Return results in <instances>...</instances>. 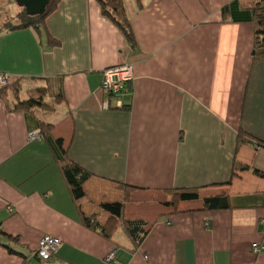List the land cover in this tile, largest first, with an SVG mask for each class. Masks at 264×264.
<instances>
[{"label": "crops", "instance_id": "obj_1", "mask_svg": "<svg viewBox=\"0 0 264 264\" xmlns=\"http://www.w3.org/2000/svg\"><path fill=\"white\" fill-rule=\"evenodd\" d=\"M232 1L124 0L134 46L96 0H61L41 32L0 33V74L21 78L26 98L46 87L53 105L29 114L0 97V264H264L254 250L264 246V178L252 170H264V146L238 144L241 127L264 142V61L253 64V23L223 13ZM123 64L134 78L109 97L102 72ZM41 120L92 173L85 215L105 225L102 204L125 201V218L149 223L137 248L115 221L111 238L84 225L52 144L28 141ZM175 187H199V198L173 209ZM219 193L230 207L204 209ZM45 234L62 240L49 260L36 256Z\"/></svg>", "mask_w": 264, "mask_h": 264}, {"label": "trees", "instance_id": "obj_2", "mask_svg": "<svg viewBox=\"0 0 264 264\" xmlns=\"http://www.w3.org/2000/svg\"><path fill=\"white\" fill-rule=\"evenodd\" d=\"M61 0H50L45 11L38 15H29L23 7H20L19 12L15 16L6 19L0 27V33L4 30H17L32 27L38 32L42 31L47 17L52 14L57 8ZM99 3L103 15L111 18L116 25L123 31L128 41L132 46L136 44L135 34L126 11L124 0H96ZM140 3L142 0H137ZM223 13L231 15L234 21L252 22L254 25V45L252 50L253 64L264 61V0H234L229 5L223 8ZM49 46H58L60 41L49 35ZM5 74V73H4ZM22 80L18 78L13 82L7 83L0 88V97L7 102H13V109L22 110L27 113H32L36 108L51 109L52 103L46 102L45 96L48 89L46 87H37L28 91L27 98L21 95ZM62 93L53 101L59 100ZM123 105L122 108H126ZM53 124L46 121H39V127L36 131L43 136V140L52 144L53 150L56 153L57 162L60 165L63 176L68 184L70 193L80 210L81 201L86 197L84 183L92 176V173L83 169L67 156V150L63 146V139H53L51 136ZM33 131V130H32ZM248 138V140L246 139ZM251 138V139H250ZM54 140V141H53ZM252 143V141L260 142L264 146L263 141H259L256 137H252L243 127L238 132V144ZM58 150V151H56ZM58 152V153H57ZM251 167L243 163H235V170H248ZM253 172L264 178V170L252 168ZM230 182V181H229ZM227 182V183H229ZM125 188L124 185H121ZM126 193H128L126 191ZM171 200L167 205L178 208V203L183 200H196L199 198V187H175L167 190ZM230 207L229 197L226 193L209 195L204 198L203 208L207 210L227 209ZM102 209L110 213L109 222L101 225L96 215L87 216L81 210V218L85 226L100 232L103 236L111 238L115 231V222L122 226L125 232L130 237L134 248H137L146 238L149 232V223L142 219H127L125 218V201L120 202H105L102 204ZM113 220V223L110 221ZM17 240L18 237H13ZM11 251H14L11 249ZM36 256H38L36 254Z\"/></svg>", "mask_w": 264, "mask_h": 264}, {"label": "built area", "instance_id": "obj_3", "mask_svg": "<svg viewBox=\"0 0 264 264\" xmlns=\"http://www.w3.org/2000/svg\"><path fill=\"white\" fill-rule=\"evenodd\" d=\"M134 78L133 67L130 64L117 65L108 67L102 72L101 90L110 96L119 97L128 91L129 83ZM9 76L7 74H0V83L5 85L9 82ZM43 140V136L36 130L30 131L28 134V141ZM9 211L14 212V207H9ZM264 228V219L262 221ZM62 244V240L59 237L45 234L41 237L36 254L42 260L51 259L58 251ZM264 249L263 245H256L254 247L255 252H260ZM113 254H110L108 260H112Z\"/></svg>", "mask_w": 264, "mask_h": 264}, {"label": "water", "instance_id": "obj_4", "mask_svg": "<svg viewBox=\"0 0 264 264\" xmlns=\"http://www.w3.org/2000/svg\"><path fill=\"white\" fill-rule=\"evenodd\" d=\"M50 0H16L20 7H23L29 15H38L45 11Z\"/></svg>", "mask_w": 264, "mask_h": 264}, {"label": "rangeland", "instance_id": "obj_5", "mask_svg": "<svg viewBox=\"0 0 264 264\" xmlns=\"http://www.w3.org/2000/svg\"><path fill=\"white\" fill-rule=\"evenodd\" d=\"M8 2V0H7ZM9 4V5H8ZM8 7L7 9H0L2 10L1 11V14H0V24H3V22L6 21V19H9L11 18V16H15V15H10V11L15 14L13 11L15 10V8H19L20 9V6L17 4L16 0H11L10 2H8ZM1 27V25H0ZM22 96L24 98H26V93H25V90L23 91V94ZM40 115L44 118V119H47V120H51L52 116L54 115L52 112H49V111H44V112H41Z\"/></svg>", "mask_w": 264, "mask_h": 264}]
</instances>
